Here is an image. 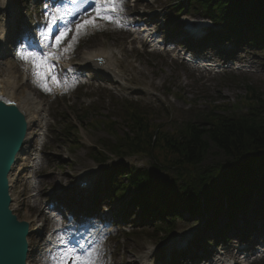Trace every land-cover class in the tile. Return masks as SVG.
<instances>
[{
	"label": "rangeland",
	"instance_id": "obj_1",
	"mask_svg": "<svg viewBox=\"0 0 264 264\" xmlns=\"http://www.w3.org/2000/svg\"><path fill=\"white\" fill-rule=\"evenodd\" d=\"M40 1L35 5L32 0H11L16 20L14 26L9 28L15 33L20 30L23 36H33L38 29L44 30L45 13ZM173 4L174 0H138L137 4L132 0L124 3L127 12L137 24L151 26L159 36L164 35L168 40H174L177 49L174 55L169 56L162 47L155 52H147L128 32H123L112 24L102 23V29L83 37L80 45L69 57L71 65L82 70L84 56L98 51H109L114 55L120 75L110 81L95 71L87 70L76 84L89 80L93 82L81 85L66 95L61 94L63 89L49 93L30 85L29 82L25 84L27 74L23 68L26 63L12 54V43L18 38L12 30L8 44L9 52L0 61V80L7 75L6 67H11L21 91H31L43 103L47 120L42 175L52 176V179L40 177V191L37 192L36 198L40 199L41 203L34 209L24 207L22 199L27 193L34 195L35 192H27L22 177L14 176L11 184L12 210L21 221L29 222L32 217L38 216L43 204L53 201L56 207L58 205V209L62 207V211L57 209L61 218L69 215L79 223L84 217L87 219L98 216L95 222L96 233L105 231L109 232L110 236L107 241L109 248L106 249L103 260L106 264H122L121 256H124L126 251L139 260L149 249L154 251L149 264H183L191 258L205 260L200 264H210L221 257L227 260L225 255H233L240 248L260 244L264 246V225L261 224L263 220L256 218L252 212L247 216V227L244 228L246 224L242 221L235 223L238 233L242 231L243 235V230H246L247 235L241 237V234L237 236L236 233H228L227 239L231 240L229 243L222 239L220 243L208 247L203 241V237L210 243H215L214 239L216 242L220 241L221 239L216 238L214 224H228L222 216L216 219L214 210L195 220L185 216L183 220L176 222L170 238H165L155 230L157 220L154 218L144 221L141 210L132 204L135 193L126 195L121 204H115L110 195L113 192L108 185V176L112 171L122 169L126 165L136 171L150 172L158 183L170 180L173 174L158 169L148 158L116 159L105 152L112 160L106 165L98 166L92 157V149L99 151L104 145L110 148V145L116 142L114 137L123 136L127 132L121 120L128 110L125 103L133 104L142 112L148 113L156 124L170 131L187 123L203 124L205 116L216 110V107L228 106L230 111L227 114L244 112L245 107L240 101L246 95V84L264 94V48L246 44L219 45L207 41L202 43V48L200 46L196 49V45L189 47L192 37L186 27L190 21L198 23L202 19L197 13L188 14L189 18L174 14L171 9ZM3 18V14H0V24ZM216 30L212 26L207 32L210 35ZM184 51L211 59L216 69L208 72L187 66L180 59V52ZM172 57H176L177 61ZM224 62H227L225 64L228 69L220 66ZM60 63L64 65L68 61L62 60ZM237 67L241 70H237ZM84 76H87V79ZM87 109H91L88 115L93 110L99 113L86 115L88 119L81 125L79 117ZM220 110L217 112H222ZM99 115L110 119L113 132L99 125L101 121L106 120L98 119ZM87 124L90 125L85 126ZM72 125L78 127L77 133L73 134L77 145L71 142L69 135ZM227 162L228 159L222 153L212 148L202 167L206 171L214 170L218 165L226 168ZM93 169H97L98 174L93 180L92 189L81 191L77 184L78 179L83 173ZM60 177L67 183L63 194H59L57 185ZM122 178L123 176L116 178L117 185L124 182ZM59 195L64 198L57 197ZM224 202L225 200L223 204ZM238 219H243V216ZM251 236L253 237L250 238ZM245 240H248L247 245H243ZM40 241L41 238L33 237V249H36ZM183 241L187 245V251L178 250L179 243ZM216 252L225 255L216 256ZM211 255L213 256L208 260ZM253 259L251 255L245 260L241 256L239 264H251ZM31 264H34V260Z\"/></svg>",
	"mask_w": 264,
	"mask_h": 264
},
{
	"label": "trees",
	"instance_id": "obj_2",
	"mask_svg": "<svg viewBox=\"0 0 264 264\" xmlns=\"http://www.w3.org/2000/svg\"><path fill=\"white\" fill-rule=\"evenodd\" d=\"M175 1L176 13L193 11L229 31V35L215 34V41L240 40L248 35L257 46L264 47V0ZM246 90V113L212 112L205 116L202 125L187 123L170 131L130 108L123 119L127 132L117 137V145L110 152L121 157H148L154 166L173 176L157 184L148 172L125 169L129 172L128 184L122 185L121 190L116 188L117 202L134 188L138 194L133 202L143 210L145 218L161 215V220L169 219L166 226L158 228L165 234L173 230L176 218L184 213L195 219L214 209L218 216L225 214L230 221H236L257 208L255 214L264 218V94L252 86H246ZM106 123L110 121L105 120ZM212 148L228 159L226 168L218 165L214 170L203 169ZM94 156L99 164L108 162L100 152L95 151ZM117 173L123 170L112 173L113 186ZM154 189L155 195L149 198L148 193ZM223 199L228 201L227 209L222 205Z\"/></svg>",
	"mask_w": 264,
	"mask_h": 264
},
{
	"label": "bare ground",
	"instance_id": "obj_3",
	"mask_svg": "<svg viewBox=\"0 0 264 264\" xmlns=\"http://www.w3.org/2000/svg\"><path fill=\"white\" fill-rule=\"evenodd\" d=\"M12 6L11 0H0V12L3 13H7L5 7H9ZM5 17L6 14H4V23H5ZM91 30H97L94 28H89L87 32L91 31ZM5 24L0 26V48H4L5 47ZM85 34H82L79 38V40L84 36ZM79 42V41H78ZM77 43L74 44V47L76 46ZM73 47V48H74ZM73 48L70 50V52L73 50ZM103 55V57H107V59L111 62L110 67L108 70L103 71L100 70L93 62V60L95 59V57L101 56ZM206 66V65H205ZM66 68V66L64 67V69ZM81 68L83 70L85 69H93L94 71L100 72L105 74L106 76H111V77H119V73L116 70V64H115V60H114V56L112 53L108 52V51H98L95 53H92L90 55H86L82 58V64H81ZM8 69V73L6 75L5 78H3V80L0 81V97H5L11 101H14L16 103H18L21 108L26 111L27 115H28V136L26 139V144H25V155H27L28 153V149L30 148H34L32 153L28 156H26V158L24 159V162L26 163L25 165H23V167L28 168V163H32L31 166H29V168L32 169V173L34 174H39L40 172V161H36L37 159H39V151L37 149V146L40 144L41 142V137L43 136V131H44V120H45V116L43 113V103L41 101H38L36 99V97L34 96V94L31 91H26L23 92L21 91V86L19 85L16 76L13 74L12 69L10 67H7ZM28 73L30 72V67L26 68ZM73 72V70H72ZM63 83H65L66 85L70 86L74 81V75L75 73L73 72V74H71L70 72L68 73H63ZM50 85L55 86V83H51ZM36 86H40L38 82H36ZM21 161V160H20ZM19 166V164L16 166ZM27 174L29 176H26V179L29 180H33V174ZM98 174L97 169H93L92 171L86 172L83 175H81V177L78 179V184H82L84 182H87L89 184H92L93 179L96 177V175ZM47 178H50V174L45 175ZM32 186H34L35 188L39 189V182H33V183H29ZM33 184V185H32ZM65 179H59L58 178V190L61 191V189L63 187H65ZM28 203V200H26ZM26 201H24V203L27 205ZM40 203L39 199H33V204H37ZM48 205H50L51 207V213L55 212V208L52 204V202H49ZM57 214L59 215V213L57 212ZM42 215H40L41 217ZM57 216V215H55ZM96 219V218H95ZM51 220V219H50ZM30 225H31V231L32 233L34 232L35 234H39L40 233V227H39V222L38 219H31L29 221ZM109 224H111V221L109 222ZM95 225H92L90 227L91 230H93ZM35 234H33V237L35 236ZM38 237V236H37ZM82 244L84 245L83 248H88L87 253L92 249H96L99 252L100 255V259H102L104 257V246L106 243V234L104 232L97 234H93V233H86L84 234L82 237H80ZM30 240V239H29ZM81 249L77 250V252L79 253ZM91 250V251H92ZM244 250H249V248H245ZM243 251V250H242ZM153 253L152 249H149L147 252H145V254L142 256V258L140 260L136 259V257L131 254L129 251H126L124 256H121V262L122 264H148V261L151 257ZM86 254V253H85ZM84 254V255H85ZM95 255V253H94ZM239 253H237L236 255H233V257L236 259V261H239ZM99 264H104L103 261L100 262L99 260ZM115 264H118L117 262ZM217 264H229L226 260H222L219 259Z\"/></svg>",
	"mask_w": 264,
	"mask_h": 264
},
{
	"label": "snow or ice",
	"instance_id": "obj_4",
	"mask_svg": "<svg viewBox=\"0 0 264 264\" xmlns=\"http://www.w3.org/2000/svg\"><path fill=\"white\" fill-rule=\"evenodd\" d=\"M71 2L76 4L78 8L81 0H71ZM124 3L125 0H91V4L94 5L91 12L80 14L74 22V28L73 22L69 21L58 31L55 27L47 29L43 33L44 42L41 45L43 51L21 53L18 55V59L32 65L34 79L43 91L51 93V83L60 86L56 67L62 55L67 54L74 47V44L78 43L80 36L87 33L89 28L99 29L102 26L101 22L123 28L125 26L122 17ZM73 14H76V10H73ZM63 19L64 17L60 16V21ZM60 21H57L56 17H52L49 23L58 24ZM53 32L56 34L53 35ZM69 33H72L71 38H69ZM66 41L67 44H65ZM63 243L66 242L62 241ZM99 260L100 255L96 249L85 255H80L76 249L69 248L61 252L59 257L54 258V264H99Z\"/></svg>",
	"mask_w": 264,
	"mask_h": 264
},
{
	"label": "water",
	"instance_id": "obj_5",
	"mask_svg": "<svg viewBox=\"0 0 264 264\" xmlns=\"http://www.w3.org/2000/svg\"><path fill=\"white\" fill-rule=\"evenodd\" d=\"M26 131V118L17 105L0 101V264H26L27 260L29 226L10 212L8 184Z\"/></svg>",
	"mask_w": 264,
	"mask_h": 264
}]
</instances>
